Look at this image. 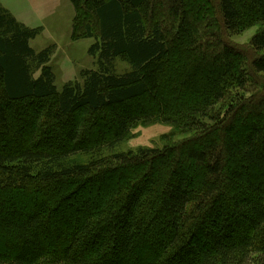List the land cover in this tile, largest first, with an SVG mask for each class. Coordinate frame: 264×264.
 I'll list each match as a JSON object with an SVG mask.
<instances>
[{
	"label": "trees",
	"instance_id": "trees-1",
	"mask_svg": "<svg viewBox=\"0 0 264 264\" xmlns=\"http://www.w3.org/2000/svg\"><path fill=\"white\" fill-rule=\"evenodd\" d=\"M70 2L87 16L80 30L95 38L88 54L96 68L61 89L48 65L54 46L29 45L41 28L0 5V264H131L135 256L140 264H264V99H244L252 76L264 80V0H163L178 21L174 33L155 20L153 0ZM200 2L215 21L201 18L208 43L194 50L191 18L202 16ZM258 24L249 54L221 39ZM193 55L206 56L209 68L183 94L184 62ZM117 59L126 73L116 74ZM48 99L60 129L36 141L32 104ZM24 101L27 119L16 125L6 107ZM84 114L95 120L80 137ZM175 115L197 133L188 143L159 155L100 156L130 139L134 125ZM105 164L110 170L95 175ZM121 170L130 172L95 208L83 201L76 225L64 216L73 193Z\"/></svg>",
	"mask_w": 264,
	"mask_h": 264
},
{
	"label": "rangeland",
	"instance_id": "rangeland-1",
	"mask_svg": "<svg viewBox=\"0 0 264 264\" xmlns=\"http://www.w3.org/2000/svg\"><path fill=\"white\" fill-rule=\"evenodd\" d=\"M84 0H76L77 5L80 7L83 5ZM155 4V20H158L161 24L164 25L167 33H170L177 29L178 21L171 17L164 8L163 0H153ZM1 5V4H0ZM11 5H14V10L21 11L19 14L21 19L24 20H33V23L36 24L34 27H40V34L32 41L29 45L31 49L36 52H40L43 49L54 46L52 55L50 56L49 66L52 69V72L55 75V86L57 89H61L63 85L68 82H79L80 72L83 70H93L95 69V60L89 56L88 50L91 45L95 42L94 39H84V34L81 32L80 28L82 23L87 19V16H83L79 9V13L73 9L70 0H14ZM201 10V17L193 15L191 18V24L193 27L192 31V48L195 50L196 46L202 42H207V38L200 36V29L204 28V25L201 23V18H205L211 23L215 20L211 18V11L205 8L203 3H199ZM214 5V4H213ZM13 7V6H12ZM216 10V7H214ZM13 11V10H12ZM18 15V14H17ZM76 17V21L74 18ZM76 26V31L73 33V25ZM81 25V27H80ZM262 28V25H253L246 27L244 29H238L231 33H225V36H222V41L235 48L236 50L243 51L245 54H249L250 49L248 47V42L251 37ZM214 30V29H213ZM215 30L214 32H216ZM217 33V32H216ZM212 42V40L210 39ZM192 50V49H191ZM194 52V51H191ZM215 55L216 50L211 51ZM217 55V54H216ZM215 55V56H216ZM205 57V58H204ZM192 56L189 61L184 62L186 67L185 77L180 82L183 84L184 88L181 90V93H187V91L195 86L203 72L209 68L208 61H206V56ZM236 61V60H235ZM169 63V61H168ZM192 67H191V66ZM115 72L118 75L126 73L128 71L127 65L121 61L116 60L114 62ZM165 70L164 66H158L153 69L154 74H162ZM198 76L195 82H192L194 76ZM259 78V76H257ZM251 80V76H250ZM252 83L248 87L249 95L246 94L244 99L248 100L253 98V102L258 101L259 99H264V80H260V84ZM180 85L179 83L175 86ZM176 88V87H175ZM179 90V88L177 89ZM189 92V91H188ZM27 101H24L20 104H11L7 106V110L12 112L13 122L18 125L19 120L27 119L25 110L28 109ZM36 106L39 110V117L34 125V137L36 141H41L43 139L51 138L53 136L52 132L57 129L59 131L60 126L58 123L52 119L50 115L51 109L53 108V99H48L43 103L32 104ZM225 106L223 103L214 108L215 111H222ZM171 116V115H169ZM169 118V117H168ZM101 119V118H99ZM95 120V116L84 114L82 117V122H87L84 127L81 128L80 137L86 136V132L92 127V123ZM172 120V121H171ZM170 121H166V117L156 116L152 120L140 122L133 126L131 132L132 137L111 150L103 149L100 152V156L108 157L113 154L118 153H136L138 150H154L156 155L167 153L168 150L177 148L180 145L186 144L191 139L194 138V135L197 133L187 126V118H184L181 115H175ZM260 121H263L260 119ZM239 128V127H238ZM237 128V129H238ZM99 154L96 156V158ZM167 158V157H164ZM80 162H85L88 160L86 157H79ZM106 163L111 162L109 158L105 159ZM109 167L118 166L115 163H109ZM105 164V166L100 167L95 175L104 173L105 171L110 170V168ZM163 166V165H161ZM163 168V167H162ZM130 171L124 170L121 172L111 173L107 181L99 178L94 180L83 189L78 190L77 193H73L71 196V201L67 207H65L64 216H67L72 222L78 223L76 217L79 214V209L81 204L86 199L92 204V208L98 203L99 197L103 191H110L114 186L118 184V177L121 178L124 174L129 173ZM134 175L132 177H137L138 171L134 170ZM186 177L190 179L189 171L186 170ZM121 180V179H120ZM109 181V182H108ZM124 181V180H121ZM190 185V184H189ZM115 186V187H116ZM77 220V221H76ZM140 232H144L143 226L140 228ZM200 238V237H199ZM198 240V244L203 247L202 238ZM144 244L141 243V246ZM190 251L183 253V260L189 261ZM142 258L135 256L131 264H140Z\"/></svg>",
	"mask_w": 264,
	"mask_h": 264
},
{
	"label": "crops",
	"instance_id": "crops-1",
	"mask_svg": "<svg viewBox=\"0 0 264 264\" xmlns=\"http://www.w3.org/2000/svg\"><path fill=\"white\" fill-rule=\"evenodd\" d=\"M14 0H0V4L1 6L7 10L19 23L24 24L25 26L29 27V28H35L34 26L36 24L33 23V20H24L21 19V17H19L22 12L19 11L17 13L16 10H14V5H11V3H13ZM13 6V7H12ZM13 10V11H12ZM18 14V15H17Z\"/></svg>",
	"mask_w": 264,
	"mask_h": 264
}]
</instances>
